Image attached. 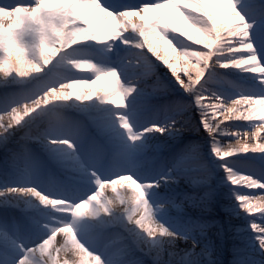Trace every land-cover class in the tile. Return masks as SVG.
<instances>
[{
  "label": "snow or ice",
  "instance_id": "6c2138e0",
  "mask_svg": "<svg viewBox=\"0 0 264 264\" xmlns=\"http://www.w3.org/2000/svg\"><path fill=\"white\" fill-rule=\"evenodd\" d=\"M48 2L16 0L0 4V13H4L0 16V73L4 77L0 85H6L9 79L23 85L26 78L45 73L50 65L85 73L80 62L88 61L92 70L86 73L88 75L58 76L55 82L44 80L37 88H21L10 93L9 105L0 111V118L6 120L0 123V129L7 133L0 135V146H7L9 130L23 129L16 149L9 150L12 167L15 169L17 163L22 162L26 173L29 164L38 172L31 147L35 142L64 177L61 179L49 169L46 179L38 180L36 187L17 184L0 188V196H12V206L20 208L23 214L22 220L12 221V233L5 232L0 239V264H146V261L151 264H211L209 246L195 239L204 237L210 225L182 220L185 207H206L210 193L194 191L177 201L151 191L159 188L161 182L175 183L181 179L195 188L206 186L211 173L199 161L198 144L188 149L193 157L188 165L193 169L192 174H177L169 168L164 175L151 177L146 173L138 178L122 171L120 160L131 152L147 153L149 146L141 138L160 133V126L151 124L134 130L125 114L113 111L106 123H93L95 135L90 136L79 127L62 133L52 132L53 127L62 124L57 109L64 107L66 102L94 98L113 108H127L126 98L136 91L134 81L149 76L143 73L122 80L116 69L124 99L119 104L108 103L116 101L119 95H104L108 89V71L113 67L71 53L74 46L88 41L104 43L110 50V42L119 40L139 50L142 56L150 54L162 62L183 93L192 97L191 104L177 98L165 106V112L171 110L178 114L167 123L183 119V113L195 105L199 127L204 133H210L206 136L211 155L224 161L219 168L224 181L231 186L233 207L239 209L233 214L247 217L246 227L252 234L251 239L264 250V201L259 199L264 197V173L252 176L256 181L252 187L234 184L230 173L236 169H230L225 163L250 149H255L254 153H264L259 151L264 149L261 139L264 137V116H259L255 110L257 102L264 101V88L239 92L225 99L205 87L211 81V70L228 68L251 73L264 86V57L258 59L248 39L250 24L237 8L239 0H231L235 13H226L224 0H196L195 4L193 0H141L136 4L122 0H59L55 7L47 6ZM250 7L254 10L252 23L258 20L264 25V0H250ZM236 13L241 23L237 22ZM193 18L198 22L191 30L185 28V34L181 35L183 22L191 24ZM125 33L134 34L136 39H127ZM144 58L147 60V56ZM85 79L90 82L79 98L65 93L72 81ZM98 82L99 87L93 88ZM146 87L153 93L162 88L158 80ZM208 100L212 102L207 103ZM144 103L150 104V100ZM238 103L248 104L251 112L248 118L241 119L239 112L233 113V106ZM38 118L47 119L49 127L37 128L34 121ZM230 121L244 124L226 126L225 122ZM221 135L232 139L221 142ZM249 137L251 143H248ZM233 142L240 144L241 152L222 147ZM77 144L85 145L83 158L77 151ZM242 174L250 175L247 171ZM117 185L126 192L135 189L142 193L143 199L138 202L142 212L139 218L133 219L130 200L119 195L109 198L105 194L107 190L116 192ZM114 204L123 207L121 215H113ZM251 204L257 207L250 208ZM129 220L133 227H128ZM156 233L161 236L170 233L174 239L156 240ZM177 241H187L191 246L178 248Z\"/></svg>",
  "mask_w": 264,
  "mask_h": 264
},
{
  "label": "bare ground",
  "instance_id": "6f19581e",
  "mask_svg": "<svg viewBox=\"0 0 264 264\" xmlns=\"http://www.w3.org/2000/svg\"><path fill=\"white\" fill-rule=\"evenodd\" d=\"M139 3L141 0H138ZM6 2H1L0 4H4ZM128 3H133V0H130ZM137 3L136 1L134 2ZM237 8L239 11H241L242 15H244L245 19L246 17L248 19H253L254 10L250 7V0H239V3L237 4ZM251 9V10H250ZM263 26V25H261ZM256 27H250L249 28V34H255L256 33ZM125 37L130 40H135L136 37L132 33H125ZM111 43V49L108 50L107 46L104 43H95V42H84L81 46L76 45L71 50V53L73 56L76 57H86L93 62L99 64V65H106L113 67L118 70L120 73L121 79H131L132 77L141 76L143 73H148L149 76L147 79H140L139 82L136 83V91L131 94L129 97L126 98V105L127 108H113L110 105L103 104L99 101H96L94 98L90 101L85 102H77L74 100H70L65 103V106L63 108H69L71 111H74L75 113H82V115L88 116L89 120L92 123L97 124H103L106 123L110 119V113L113 111L121 112L125 114L128 117L129 123L132 125L133 129L135 130L137 124L140 122H144L147 119H157L160 118L161 120L166 117L171 110L165 112V106L169 104L174 99H181L182 101L186 103H192V97L183 93V91L179 88V86L175 83V80L171 77L169 71L167 68L162 64V62H159L155 60L154 57H151L150 54L145 53L144 56H147V60H145L144 56H142L141 52L137 50L136 48L125 46L120 43L119 40L110 42ZM264 43V38H263ZM119 44V45H118ZM258 42L253 43V46L258 54V59H260L262 56L260 52L258 51ZM264 53V52H263ZM115 55V61H112L114 59ZM148 61L151 63L149 64ZM149 66V67H148ZM148 69V70H147ZM152 70V71H151ZM213 72L211 81L208 82V84H205V87L210 89L211 91H215L217 95L223 96L225 99H230L232 96L237 95L239 92L247 93L248 90H256L259 91L264 86H262L253 76L251 73H245L240 72L237 69L228 68V69H214L211 70ZM226 71H229V73H233L232 77L225 76L224 73ZM61 73L60 75L71 77V76H78V75H88L86 73H75V72H69L64 67L56 68L52 65L49 66V69L39 75H34L29 78H26V83L18 86L21 88H37L39 84L44 80H50L51 82L56 81V77L54 74ZM182 75V74H181ZM159 77V84L162 86L160 91H157L155 93L152 92L151 88L146 87V85H152L155 81H153V78ZM217 76H223L222 78L218 79ZM183 78V77H182ZM9 85L16 84L11 82L9 79V82L7 83ZM6 85H0V111L6 110L9 101L12 99L11 95H9L6 92ZM230 85L237 89L236 92H229L227 89H223V85ZM93 88L99 87V82L97 85H93ZM20 88V89H21ZM161 92H172V97L168 100H162L160 96ZM185 96L186 98H183L182 96ZM189 96V97H188ZM7 98V99H6ZM160 98V99H159ZM189 98V100H188ZM150 100V104H145V100ZM162 100V101H161ZM207 103H211V100L206 101ZM193 109L195 110L194 116L189 115H183V119L178 120L177 127H179L181 124L188 129L181 135L180 137L183 138H177V136H167L170 138H174L175 140H163L159 139L157 136L156 140L161 141V144H154L148 140H145L144 138H141L142 142L149 146V150L147 153H137L132 152L134 154V157L132 159H129V161H126L127 164L133 163L132 160H135L138 165H134L135 167L142 165L143 163L145 165L149 164L148 170H141L138 174H132L134 176L142 177L144 174L149 173L151 174V177L153 176H159L164 175L165 166L167 169L172 168L173 171L178 169L179 171H175L174 173L177 174H192L193 169L188 167L189 163L192 162L193 157L188 154V145L196 143L195 139L193 137H187V134H192V132H197L201 136V143L203 144V147L199 148V161L202 162L208 171L211 173V177L209 180V183L202 187V188H195L193 185L186 181L181 179L178 182L175 183H160L159 188L154 189L152 192L158 193L160 196H169L174 197L177 201L181 200L185 194L192 193V192H202L206 189H215L218 192V196L216 199H213L215 201V205H206V207L203 208H193V207H187L191 212V216H182V220L184 222H191V221H201L204 222L210 227L207 229V232L209 230H212L214 227V220L222 219V217H217L215 219H212L208 216H204L203 212H214L218 211L217 209L214 210V208H219L222 214H227L232 217L233 223H240L245 222L247 224V217L243 214H233V212H239V209H235L233 207L234 201L232 200L231 194L229 192V188L231 187L224 181L223 177V171L219 168V164L224 163V161L217 160L214 156L211 155L210 149H209V143H208V137L206 136V133H204V130L199 127V115L198 110L195 107V105H192ZM140 109L142 112L141 114L133 119V116L138 113L137 109ZM74 116V115H73ZM77 119L80 120V116L76 114ZM75 117V116H74ZM160 120V121H161ZM184 121H190V123H184ZM244 122L241 121H230L225 122V125L228 127H234V126H242ZM34 125L39 129H44V125H49V121L45 118H40L34 121ZM62 129L65 131L67 128L70 130L72 129L71 126H68L67 124L63 123L60 125ZM11 133L9 137V146L7 148L2 147L3 154L7 152V149L15 150L16 148H12V143L17 141L22 135L23 129L20 131H14L9 130ZM7 135V133H6ZM164 136V137H165ZM178 136V137H179ZM221 142L231 140L232 137L228 135H221L219 137ZM235 143V142H233ZM174 146V147H173ZM33 147V145H31ZM160 147V148H159ZM166 147V149L164 148ZM173 147V148H172ZM165 149V152H171L169 155L167 154H160L162 156L153 155V152L162 151L160 149ZM171 149V150H170ZM33 151V158L36 164L38 165V172L34 171L32 168V165H27L28 167V173L29 177H32L34 180V187L37 186L38 180H44L46 179V173L44 174V169L42 170L41 164H42V156L39 154L34 153ZM150 151V152H149ZM82 156V154H81ZM179 157L177 160L175 159ZM244 158H253L258 165L249 163V160H245ZM7 161L10 162L9 157H5ZM144 159V160H143ZM234 161H239L243 165H246V168H254L257 170V172L264 171V153H242V154H236L235 156L229 158ZM143 163H142V162ZM22 162H18L19 164ZM255 165V167H254ZM40 166V167H39ZM41 168V169H40ZM165 169V170H167ZM246 171V170H245ZM9 170L6 166L3 165V167H0V188H3L5 185H10L5 181V177L9 175ZM12 176V174H11ZM17 184H25L24 180L29 179H15ZM22 180V181H21ZM207 187V188H206ZM105 194L111 198L113 196L119 195L120 197H125L126 191L122 190L119 187L116 188V192H112L111 190H107ZM211 197V196H210ZM13 200L12 196H0V205L3 204L5 206L0 207V239L3 238V234L7 232L8 234L12 233V221L15 220H22L23 214L20 211V208L13 207L11 201ZM218 202V203H217ZM230 203L231 208H226V206H223L224 203ZM7 205V206H6ZM20 206L23 207L22 201L20 202ZM219 211V212H220ZM203 214V215H202ZM40 219H45V217H40ZM224 219V218H223ZM260 222V221H258ZM227 225L225 222L223 224V227ZM236 234V233H235ZM238 235L235 236L233 239H229V245H228V252L231 256H237L238 257H246L247 255V261L248 264H264V250H261L259 246L255 243L254 240L251 239V233L245 227L242 229L241 232L237 233ZM206 237H195L198 241L208 244V241H205ZM185 245H188L187 241H177V247L181 248ZM58 246V245H57ZM189 247L191 245H188ZM199 246V244H198ZM209 250H212L214 247H218L216 245L210 244ZM246 253V254H244ZM150 262V261H149ZM148 261H146V264H149Z\"/></svg>",
  "mask_w": 264,
  "mask_h": 264
},
{
  "label": "clouds",
  "instance_id": "9594fccd",
  "mask_svg": "<svg viewBox=\"0 0 264 264\" xmlns=\"http://www.w3.org/2000/svg\"><path fill=\"white\" fill-rule=\"evenodd\" d=\"M59 0H49L48 5L49 7H55ZM196 0H193V3L195 4ZM224 6L226 13H235V9L232 6L231 0H224ZM4 13H0V16H3ZM235 18L238 23H241L242 21L240 20L239 14H235ZM198 21L193 18L192 23L189 24L187 21H184L180 30V34L184 35V29L191 30L193 26L197 23ZM173 31H176V29H173ZM243 31V29H242ZM246 34V33H245ZM163 39V38H162ZM81 65L84 66L83 71L85 73L90 72L92 70V67L90 66L88 61H81ZM65 69L69 72H71V69L68 67H65ZM0 79H4L3 74L0 73ZM90 81L85 79V80H74L72 81L67 88H65V93H72L75 94L77 98H79L84 91L87 90V85ZM117 94H119L117 96ZM105 96H117L116 101H108V103H122L124 99V91H123V85L121 84L120 78L117 75L116 69L111 68L108 71V89L104 94ZM256 113L259 116H264V101H258L256 105ZM239 112L240 113V118H248L251 115L250 110H248V104L247 103H238L233 106V113ZM0 123H6V120L4 118H0ZM178 120L174 124H169V123H162L161 124V129L162 131L159 133L161 136H179L188 129H186L183 124H181L179 127H177ZM210 133H206V135H209ZM0 135H6L3 129H0ZM262 140H264V137H261ZM248 143H251V137L248 139ZM195 144L188 145V149ZM222 147L231 149L237 153L241 152V147L240 144L238 143H227L222 145ZM256 150L255 149H250L245 153H254ZM259 151L264 152V149H260ZM225 163H228L231 168H235V172H231V181L234 184H241V185H247L249 187H252L255 185L256 181L252 179L253 175H257L258 173H264V171L257 172L256 169L254 168H244L243 164L239 161H225ZM247 171L250 173V175H244L242 174V171ZM225 171H229V169H225ZM2 191V190H0ZM125 199L131 201V206H130V211L133 219L139 218V216L142 214L141 208L138 206V202L142 201L143 196L142 193H137L135 189L130 190V192H126L125 194ZM261 201H264V197L259 198ZM52 205H54L56 202L53 201L51 202ZM242 203H247V201H242ZM161 205H158V207ZM250 208H255L257 205L251 204L249 205ZM134 209V210H133ZM123 212V207L118 204H114L112 207V213L114 216H119ZM128 227H133L132 220H129L127 222ZM154 238L156 240H168V239H174L171 237L170 233H165L163 236H161L159 233L154 234Z\"/></svg>",
  "mask_w": 264,
  "mask_h": 264
},
{
  "label": "rangeland",
  "instance_id": "374dc122",
  "mask_svg": "<svg viewBox=\"0 0 264 264\" xmlns=\"http://www.w3.org/2000/svg\"><path fill=\"white\" fill-rule=\"evenodd\" d=\"M25 42L28 43L29 41L26 39ZM153 79L159 80V78L157 76L155 78H153ZM206 84L209 85V83H206ZM7 85H9V84H7ZM172 95H173L172 92H161L159 97H161V98H170ZM182 97L186 98L184 95ZM188 100H189V98H188ZM59 111L73 112V111H71V109L63 108V107L59 108ZM194 112H195V110L193 109V107H191L190 111L184 112L183 115L194 116V114H195ZM177 115L178 114L176 112H171L168 115L169 116L168 118H176ZM38 119H40V118H38ZM159 136H160L159 137L160 139L162 138L161 141H163V140H168V141L175 140L174 138H170V137H166V136L164 137V136H161V135H159ZM143 137H145L147 140L153 142L154 139H152V138L157 137V133L146 134ZM187 137H189V138L193 137L195 139V141H196V143H194V144H198L200 147H203L204 143H201V136L199 135V133L192 132L191 135L187 134ZM177 138L180 139V138H183V137H180V136L178 137L177 136ZM161 141H159V143H157V142H153V143L160 145ZM32 145H35L36 147H39L35 142ZM8 146H9V142H8L6 147L0 146V167H3V165H4V166H6L8 168V170L10 172L11 171H15V170L17 171V169H14L13 167L11 168V166H12L11 163L9 161H7V159H5V157H7V156L10 157V151L9 150H12V149H7V152L5 153V155L2 153L3 149L7 148ZM2 147H4V148L2 149ZM16 147H17V144H16V141H15L14 143H12V148H16ZM164 148L166 149V147H164ZM165 149L161 148L160 150L165 151ZM46 157L44 156V158L48 159V161H49L48 155H46ZM137 163H139V162H133L134 165H138ZM145 166L146 165L143 163L142 166H138L139 168L135 169L134 172H138L142 168H146ZM4 183H6V182H4ZM206 190L210 193V196H211L210 200L207 203V205L214 206L216 202L213 201V199L217 200L216 197L218 196V192L215 189H206ZM223 206H226V208H231V204L228 203V202L227 203L225 202L223 204ZM215 209H217L218 211H214V212H210V213L203 212L204 216H208V217H210L212 219H215L217 217H222V219H220V221L219 220H214V222H215V224L213 226L214 228L212 230H209L208 232H206V235H205L206 238L204 239L205 241L209 240L207 245L213 244V245L219 246V248L218 247H214L212 250H209L210 251L211 264H248V261H247V258H246L247 255H246V257L242 256L240 258V257H238V255L237 256H231L229 254V252H228V245H229L228 241H229V239H233L235 236L238 235L237 234L238 232L236 231L237 228L241 229V231H242V229H244L247 224L245 222H241V224L240 223H238V224L233 223L232 222L233 221L232 217L230 215L222 214L220 209L217 208V207L214 208V210ZM190 212L191 211L187 207H185V209H184V211L182 213V216L183 217L188 216V215L191 216ZM225 222L227 223V225H225L223 227V224ZM244 254H246V253H244Z\"/></svg>",
  "mask_w": 264,
  "mask_h": 264
}]
</instances>
